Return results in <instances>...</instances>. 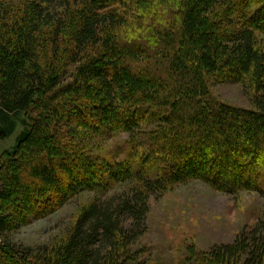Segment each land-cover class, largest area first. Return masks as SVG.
Returning a JSON list of instances; mask_svg holds the SVG:
<instances>
[{
    "label": "trees",
    "instance_id": "trees-1",
    "mask_svg": "<svg viewBox=\"0 0 264 264\" xmlns=\"http://www.w3.org/2000/svg\"><path fill=\"white\" fill-rule=\"evenodd\" d=\"M226 82L252 107L216 99ZM19 116L0 155V264H145L151 198L192 180L264 195V0H0V140ZM121 135L117 159L103 146ZM85 192L56 244L11 239ZM185 253L264 264V212Z\"/></svg>",
    "mask_w": 264,
    "mask_h": 264
},
{
    "label": "rangeland",
    "instance_id": "rangeland-1",
    "mask_svg": "<svg viewBox=\"0 0 264 264\" xmlns=\"http://www.w3.org/2000/svg\"><path fill=\"white\" fill-rule=\"evenodd\" d=\"M212 94L229 105L252 107L242 86L237 83L213 84ZM21 119L19 116L15 122L13 134L0 140V155L14 146L17 135L23 129ZM124 138L125 135L115 137L103 147L112 148L113 157L121 159L124 155L119 145ZM93 198V193L85 192L56 212L42 219L30 220L13 233L11 239L14 243L34 249L42 245L52 246L64 238L80 207ZM263 212L264 195L255 192L227 195L192 180L149 200L147 231L133 250L143 252L141 259L145 264H178L186 254V247L207 252L214 246L231 243L237 234L261 219Z\"/></svg>",
    "mask_w": 264,
    "mask_h": 264
}]
</instances>
